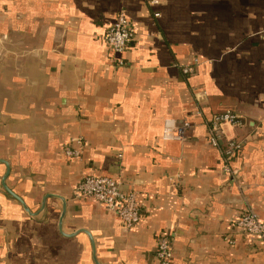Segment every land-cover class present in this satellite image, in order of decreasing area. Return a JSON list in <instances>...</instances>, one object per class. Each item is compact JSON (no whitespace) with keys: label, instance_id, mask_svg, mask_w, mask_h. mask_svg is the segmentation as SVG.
Returning a JSON list of instances; mask_svg holds the SVG:
<instances>
[{"label":"crops","instance_id":"obj_1","mask_svg":"<svg viewBox=\"0 0 264 264\" xmlns=\"http://www.w3.org/2000/svg\"><path fill=\"white\" fill-rule=\"evenodd\" d=\"M119 10L135 34L113 54ZM223 111L231 174L203 121ZM167 118L194 123L183 141ZM89 172L137 191V225L77 195ZM244 209L264 220V0H0V264H159L160 236L170 264H264Z\"/></svg>","mask_w":264,"mask_h":264},{"label":"built area","instance_id":"obj_2","mask_svg":"<svg viewBox=\"0 0 264 264\" xmlns=\"http://www.w3.org/2000/svg\"><path fill=\"white\" fill-rule=\"evenodd\" d=\"M134 34L135 30L124 11L119 10L107 28L104 39L111 53L121 54ZM116 61L119 65L123 64L121 58ZM193 63H197V60L193 59ZM191 70L192 65L182 68V72L185 74ZM196 100L197 105L194 114L202 118L201 106L198 103L200 102L199 96L196 97ZM203 121L207 128L209 144L220 151L223 171L228 174L233 173L230 164L241 150L243 141L229 135V131L240 126L242 120L232 111H223ZM193 125L191 120L177 121L173 118H167L163 122L161 137L164 140L183 141L187 131ZM73 142L74 145L63 147V153L70 160H79L81 158L82 140L77 138ZM75 191L79 197L96 201L115 214L126 228L134 227L141 220L137 191L135 189L123 190L119 176L86 173L75 184ZM235 226L236 229L241 230L246 235L260 239L264 243V220L255 211L251 209L241 211L235 221ZM154 254L159 264H170L172 249L169 237L160 236L157 239Z\"/></svg>","mask_w":264,"mask_h":264},{"label":"water","instance_id":"obj_3","mask_svg":"<svg viewBox=\"0 0 264 264\" xmlns=\"http://www.w3.org/2000/svg\"><path fill=\"white\" fill-rule=\"evenodd\" d=\"M2 162L5 163V165H6V173H5V176H4V178H5L6 175H7V173H8V164H7L6 161H2ZM3 186H4V189H5V190H6L11 196H13L15 199H17V200L21 203V205L23 206V208H24L26 211H28V208H27V206L25 205V203L23 202V200H22L20 197H18L15 193H13L10 189H8V188L6 187V185L4 184V182H3ZM43 204H44V203H43ZM63 214H64V209H62V213H61V215H60L59 226H60V224H61V220H62Z\"/></svg>","mask_w":264,"mask_h":264},{"label":"trees","instance_id":"obj_4","mask_svg":"<svg viewBox=\"0 0 264 264\" xmlns=\"http://www.w3.org/2000/svg\"><path fill=\"white\" fill-rule=\"evenodd\" d=\"M197 60V63L199 62V60L198 59H196ZM193 63V62H192ZM187 74V73H186Z\"/></svg>","mask_w":264,"mask_h":264}]
</instances>
